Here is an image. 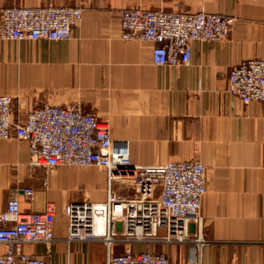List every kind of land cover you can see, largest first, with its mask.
I'll list each match as a JSON object with an SVG mask.
<instances>
[{"label": "crops", "instance_id": "obj_1", "mask_svg": "<svg viewBox=\"0 0 264 264\" xmlns=\"http://www.w3.org/2000/svg\"><path fill=\"white\" fill-rule=\"evenodd\" d=\"M79 6L82 17L66 40L0 39V94L13 97L12 115L22 121L42 102L78 103L109 125L112 139L127 142L134 164L198 160L205 167L201 221L189 222L209 242L200 264H264V102L247 104L226 92L229 69L248 58H264V0H0L10 5ZM198 11L236 17L218 41L191 43L185 65H155L153 43L120 37L123 8ZM94 176L97 188L77 184ZM69 178L73 187H66ZM48 181V188L43 182ZM106 171L98 167L29 164L25 141L0 139V209L14 186L34 194L20 200L22 211L56 203L54 240L26 244L24 250L55 264H99L106 259L100 241H66L63 207L74 201L101 202ZM134 250L164 251L183 262L186 244H133ZM124 244L111 247L120 253Z\"/></svg>", "mask_w": 264, "mask_h": 264}, {"label": "built area", "instance_id": "obj_2", "mask_svg": "<svg viewBox=\"0 0 264 264\" xmlns=\"http://www.w3.org/2000/svg\"><path fill=\"white\" fill-rule=\"evenodd\" d=\"M82 17L79 6L11 5L0 9V39L66 40ZM234 17L199 11L123 8L120 37L149 41L155 65H185L192 41H217L228 35ZM226 92L242 103L264 102V58H248L233 65ZM13 97L0 94V139L13 136L27 144L29 164L52 171L56 167H98L106 171V193L101 202L74 201L63 207L67 217L66 241H100L106 247L105 264H200V250L209 241L189 222L200 223L205 193V167L198 160L140 165L130 161L126 141L112 139L109 125L78 103L42 102L28 110L22 121L12 115ZM48 188V181L43 182ZM29 186L11 187L0 209V264H55L24 250L26 244L49 247L54 240L57 210L47 200L41 210L22 211L20 200H30ZM163 230V232H160ZM124 244L120 253L111 251ZM133 244H186L183 262L164 251L134 250Z\"/></svg>", "mask_w": 264, "mask_h": 264}, {"label": "rangeland", "instance_id": "obj_3", "mask_svg": "<svg viewBox=\"0 0 264 264\" xmlns=\"http://www.w3.org/2000/svg\"><path fill=\"white\" fill-rule=\"evenodd\" d=\"M11 6V5H10ZM22 6H25V5H22ZM6 7V6H5ZM3 8V7H2ZM1 8V9H2ZM154 10H164V9H154ZM165 11H168V10H165ZM199 12V11H198ZM204 12H206V11H204ZM196 13V12H195ZM206 13H214V12H206ZM217 14H224V13H217ZM224 15H228V16H232V15H229V14H224ZM232 17H234V16H232ZM235 19H234V22H233V24L235 23V21H236V17H234ZM119 23H120V20H119ZM233 24H232V26H233ZM232 26H231V28H232ZM74 28V27H73ZM231 30V29H230ZM229 33H230V31H229ZM228 33V34H229ZM228 36V35H227ZM227 36H225L224 38H226ZM224 38H222V39H224ZM7 40H10V39H7ZM221 40V39H220ZM11 41H15V40H11ZM218 41V40H217ZM89 182H88V184H86V183H84V182H81V183H79V184H77V186L78 187H80L82 190L83 189H92V188H97V184H95V182H94V176L93 177H91V179H89L88 180ZM74 184H75V181L72 179V178H69L68 179V181L66 182V187H69V188H71V187H73L74 186ZM160 232H163V230H160ZM99 264H105V261L104 262H102V261H100L99 262Z\"/></svg>", "mask_w": 264, "mask_h": 264}]
</instances>
